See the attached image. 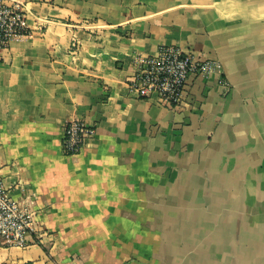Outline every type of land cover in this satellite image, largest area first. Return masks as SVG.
<instances>
[{
    "label": "crops",
    "instance_id": "crops-1",
    "mask_svg": "<svg viewBox=\"0 0 264 264\" xmlns=\"http://www.w3.org/2000/svg\"><path fill=\"white\" fill-rule=\"evenodd\" d=\"M4 1L30 33L0 50V180L36 241L0 264H264V0ZM164 47L215 63L181 104L128 84Z\"/></svg>",
    "mask_w": 264,
    "mask_h": 264
},
{
    "label": "built area",
    "instance_id": "built-area-1",
    "mask_svg": "<svg viewBox=\"0 0 264 264\" xmlns=\"http://www.w3.org/2000/svg\"><path fill=\"white\" fill-rule=\"evenodd\" d=\"M30 33L28 16L20 2L0 0V50ZM137 68L129 78L130 90L140 97H153L171 104H181L187 80L192 74H209L215 70L212 60H199L180 47H164L157 54L138 56ZM96 132L95 126L82 119H71L64 128L63 150L79 152ZM35 213L25 200L11 195L0 180V248H26L36 241ZM40 240V239H39Z\"/></svg>",
    "mask_w": 264,
    "mask_h": 264
}]
</instances>
